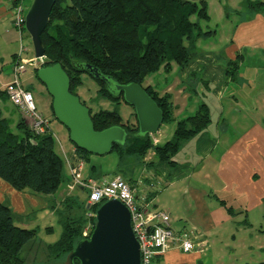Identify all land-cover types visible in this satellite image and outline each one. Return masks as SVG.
<instances>
[{
	"label": "trees",
	"instance_id": "1",
	"mask_svg": "<svg viewBox=\"0 0 264 264\" xmlns=\"http://www.w3.org/2000/svg\"><path fill=\"white\" fill-rule=\"evenodd\" d=\"M250 6L257 11L264 10L261 1ZM208 21L210 14L206 0L56 1L42 34L48 59L44 66L61 64L70 77L71 93L77 96V90L83 85L82 76L88 75L99 84L100 95L115 106L122 102L129 105L123 92L115 89L116 85L139 84L163 111V125L176 123L173 137L164 144H155L152 135L140 134L131 105L137 120L135 126L125 123L117 110L93 111L85 101L82 102L90 109L97 131L121 126L127 132L126 141L115 143L110 153H115L118 158L114 171L95 176L97 166L94 165L91 178L120 175L134 188L136 167H153L157 163L176 167V156L184 144L209 127L212 117L206 103H201L194 115L177 120L172 95L145 86L149 76L162 69L169 73L173 63L181 70L190 65L198 55V41L214 33L203 30L201 23ZM239 59L230 61L227 67V76L233 81L238 77ZM88 65L98 70L99 78L88 71ZM37 72L35 69L36 76ZM4 95H7L6 91L0 92V179L19 192L31 190L46 196L56 194L64 182L67 159H82L87 163L94 154L78 149L74 144V151L69 154L57 152V139L51 127L48 133L39 136L22 121L18 124L20 133H15L2 113ZM52 115L55 118L53 108ZM150 151L154 153V159L146 162ZM60 205L63 233L57 243L46 246L43 254L49 264L69 260L77 242L84 239L86 226L91 223L94 230L96 212L101 206L88 207L87 199L80 201L79 195H67ZM89 213L95 215L89 217ZM36 236L35 230L16 226L12 210L0 202V264H27L26 254L34 248ZM37 255L34 260L40 261L37 257L42 259V253ZM76 264L80 263L76 261Z\"/></svg>",
	"mask_w": 264,
	"mask_h": 264
},
{
	"label": "crops",
	"instance_id": "2",
	"mask_svg": "<svg viewBox=\"0 0 264 264\" xmlns=\"http://www.w3.org/2000/svg\"><path fill=\"white\" fill-rule=\"evenodd\" d=\"M28 1L25 5L30 8ZM253 17L251 21L256 22L251 25L263 24L260 32H254L255 27L247 30L219 53L211 49L214 44L206 49L202 45L213 33L198 41V55L187 68L181 70L173 63L169 73L162 69L146 79L145 86L172 95L177 120L194 115L199 100L210 111L209 104H217L220 111L216 123L212 119L206 130L184 144L176 167L168 163L145 166V173L137 179V200L167 212L176 230L195 232L203 245V252L189 254L171 248L154 264H264V118L259 116V109L264 110V93L260 96L258 92L264 89V65L246 64L251 51L264 47V17ZM28 34L22 35L14 24L12 0H0V92L12 80L21 41L25 44ZM247 49L251 50L245 55ZM238 57V77L233 81L227 67ZM25 87L33 91L31 85ZM1 108L15 133H20V122H30L7 95L2 97ZM45 117L50 122L54 118L51 114ZM173 125L174 130L169 128L172 137ZM159 133L154 142L164 144L166 132ZM59 148L62 153L74 151L73 145ZM89 175L91 169L85 176Z\"/></svg>",
	"mask_w": 264,
	"mask_h": 264
},
{
	"label": "rangeland",
	"instance_id": "3",
	"mask_svg": "<svg viewBox=\"0 0 264 264\" xmlns=\"http://www.w3.org/2000/svg\"><path fill=\"white\" fill-rule=\"evenodd\" d=\"M34 0H29L30 7ZM264 2V0H206L209 6V14H211V21L202 22V28L204 31L214 30L213 38L202 43L206 48H209L212 44L214 46L211 49H215L217 53L224 52L225 47L232 41H236L238 36L245 34L247 30L255 27L254 32H260L263 24L260 25H251L256 21H251V18L254 16H263L264 10H258L252 8L250 5L255 2ZM223 10V15L220 14V10ZM14 17V15H13ZM253 17V18H254ZM195 19V18H194ZM257 20V19H256ZM237 35H235V34ZM28 34V33H27ZM25 45L28 46L29 52L24 54V57H34V46L31 36L28 34L25 39ZM248 53L244 52L245 55L249 54L251 49H247ZM264 47L260 50L251 51L250 62L246 64H260L264 65ZM258 55L257 58H254L253 55ZM34 55V56H33ZM249 56V55H248ZM31 57V58H32ZM9 70V68H8ZM7 68L5 71H8ZM33 67H28L26 73L22 76V83L24 85H31L33 89V94L35 98V103L38 111L45 114V116L52 115V98L49 95L46 87L38 80L36 74L34 73ZM263 71V69H260ZM259 70V71H260ZM13 74V71H12ZM260 78H263L260 75ZM83 85L78 91V97L81 102H86L88 107H91L93 111L100 110H117L118 113L122 116L125 123H130L133 126L137 124L136 117L134 115V109L125 104L120 103L119 106H115L114 102L112 103L109 99H104L100 95V86L88 75L82 76ZM238 85H237V84ZM237 86H240L241 83L235 82ZM164 85V84H161ZM231 87L234 88L232 84ZM258 92L261 95L264 93L263 87L258 89ZM8 97V96H7ZM9 99V98H8ZM10 101V100H9ZM209 104V99L206 100ZM199 103H203L202 100ZM212 111V119L216 123L219 119L220 111H218L217 104H209ZM259 116L264 118V110L259 109ZM28 125L31 127V122L28 121ZM52 132L57 139V152H60V144L66 149L72 147V142L69 138V131L56 119L53 118L50 122ZM233 126V125H232ZM234 127V126H233ZM175 125L168 124L162 125L160 133L165 130L166 133H163L164 138L163 143L170 140L172 137ZM159 133V134H160ZM162 134V133H161ZM154 138V135H152ZM159 136V135H158ZM162 136V135H161ZM158 140V139H157ZM160 143V142H159ZM158 142L156 144H159ZM61 154V153H60ZM154 153L149 152L146 162H150L154 159ZM181 153L176 157L179 159ZM118 158L115 153L107 154L105 156L91 155L90 161L86 163L84 175H86L92 167L97 166V175L104 173H110L117 165ZM64 182L62 183L58 192L54 195L46 196L42 194L34 193L31 190H25L22 192L14 190L9 184L0 179V202L8 206L13 213V220L16 226L35 230L37 233L35 246L31 249V252H27L26 257L29 260V264H49L45 259L46 246L49 244L57 243L63 233V225L61 223L62 214L60 213L62 209V201L67 195H79L80 201L87 199V193L81 192L79 189L71 191L69 186L72 184V178L69 172V168L64 163ZM136 177H139L145 173L144 166H138L135 169ZM7 186L6 188L3 186ZM83 212V211H82ZM38 250V251H37ZM43 255V258L37 257L38 260H34V256ZM47 256V255H46ZM48 258V257H47ZM34 260V261H33ZM54 262V260H52ZM51 263V261H50ZM59 264H69V260H66V263L59 261Z\"/></svg>",
	"mask_w": 264,
	"mask_h": 264
},
{
	"label": "water",
	"instance_id": "4",
	"mask_svg": "<svg viewBox=\"0 0 264 264\" xmlns=\"http://www.w3.org/2000/svg\"><path fill=\"white\" fill-rule=\"evenodd\" d=\"M57 0H34L26 15V30L32 38L35 57L44 58L38 69V80L53 99L55 118L69 131L72 144L78 149L98 156L110 154L115 143H124L126 130L113 126L103 131L95 129L90 109L71 93V80L61 64L44 66L48 59L42 34L49 24ZM96 78L97 69L87 66ZM125 101L134 107L140 134L155 135L163 125V111L139 84L116 85ZM69 264H142L141 246L132 227L129 209L119 200L101 204L96 212V223L90 238L77 242L70 253Z\"/></svg>",
	"mask_w": 264,
	"mask_h": 264
},
{
	"label": "built area",
	"instance_id": "5",
	"mask_svg": "<svg viewBox=\"0 0 264 264\" xmlns=\"http://www.w3.org/2000/svg\"><path fill=\"white\" fill-rule=\"evenodd\" d=\"M26 0H12L14 24L23 35L26 30L28 7ZM28 47L21 41L18 58L13 67L12 80L5 87L10 102L19 108L31 122L32 131L41 136L50 130V121L37 109L33 91L22 83V76L28 67L39 69L44 58H25ZM155 144L157 142H154ZM72 178L71 191L81 189L87 193L88 207L102 204L110 200L121 201L130 211L133 231L141 246L142 264H154L155 259L164 255L171 248L183 253L203 252L199 236L193 231H178L172 225L167 212L153 208L148 203L137 200L136 190L122 176H105L99 179L84 175L86 162L67 159ZM95 214L89 213L92 217ZM93 225L89 223L83 232L84 238H90Z\"/></svg>",
	"mask_w": 264,
	"mask_h": 264
},
{
	"label": "flooded vegetation",
	"instance_id": "6",
	"mask_svg": "<svg viewBox=\"0 0 264 264\" xmlns=\"http://www.w3.org/2000/svg\"><path fill=\"white\" fill-rule=\"evenodd\" d=\"M30 8H28V11H29ZM28 13V12H27Z\"/></svg>",
	"mask_w": 264,
	"mask_h": 264
}]
</instances>
